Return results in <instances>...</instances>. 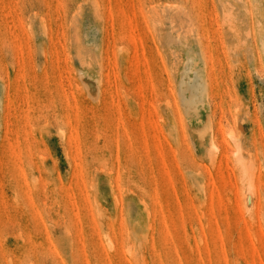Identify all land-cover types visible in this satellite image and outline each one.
I'll return each mask as SVG.
<instances>
[{
  "label": "rangeland",
  "instance_id": "rangeland-1",
  "mask_svg": "<svg viewBox=\"0 0 264 264\" xmlns=\"http://www.w3.org/2000/svg\"><path fill=\"white\" fill-rule=\"evenodd\" d=\"M0 264H264V0H0Z\"/></svg>",
  "mask_w": 264,
  "mask_h": 264
}]
</instances>
